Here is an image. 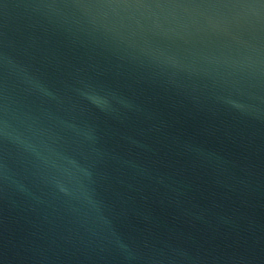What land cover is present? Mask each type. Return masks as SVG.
I'll use <instances>...</instances> for the list:
<instances>
[{"label": "water", "instance_id": "water-1", "mask_svg": "<svg viewBox=\"0 0 264 264\" xmlns=\"http://www.w3.org/2000/svg\"><path fill=\"white\" fill-rule=\"evenodd\" d=\"M0 264H264V0H0Z\"/></svg>", "mask_w": 264, "mask_h": 264}]
</instances>
